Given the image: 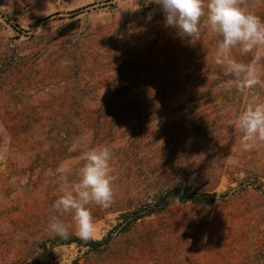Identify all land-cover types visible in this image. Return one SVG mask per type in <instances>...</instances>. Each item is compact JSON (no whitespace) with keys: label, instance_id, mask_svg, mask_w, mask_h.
Returning a JSON list of instances; mask_svg holds the SVG:
<instances>
[{"label":"rangeland","instance_id":"rangeland-1","mask_svg":"<svg viewBox=\"0 0 264 264\" xmlns=\"http://www.w3.org/2000/svg\"><path fill=\"white\" fill-rule=\"evenodd\" d=\"M248 4L264 19V0ZM164 19L144 0H0V264H264V145L241 151L227 123L251 94L229 90L206 24L192 41ZM105 144L114 202L90 207L94 240L112 234L110 245L54 247L76 235H49L60 195L49 173L64 164L75 179ZM178 178L213 204L175 199L117 229Z\"/></svg>","mask_w":264,"mask_h":264},{"label":"clouds","instance_id":"clouds-1","mask_svg":"<svg viewBox=\"0 0 264 264\" xmlns=\"http://www.w3.org/2000/svg\"><path fill=\"white\" fill-rule=\"evenodd\" d=\"M150 4L159 6L165 27L176 29L181 38L196 40L202 24L217 37L214 63L231 76L229 90L234 87L241 94H251L250 101L234 120L227 122L228 126L239 135L241 151L264 145V97L254 92L264 89V19L250 10L248 0H144V6ZM234 52L251 58L238 59ZM5 155L6 150H0V159ZM112 160V147L100 145L84 152L75 179L64 164L49 173L60 191L49 209V235L68 239L74 231L83 241L95 238L96 221L90 206L107 209L114 202ZM65 216L71 218V223L63 219Z\"/></svg>","mask_w":264,"mask_h":264},{"label":"trees","instance_id":"trees-1","mask_svg":"<svg viewBox=\"0 0 264 264\" xmlns=\"http://www.w3.org/2000/svg\"><path fill=\"white\" fill-rule=\"evenodd\" d=\"M227 76V82L231 81V76ZM219 87L220 85L218 80L210 81L208 83V94H210L212 90L218 89ZM156 191L157 192L153 191L154 194L152 193V203H145L134 211L122 213L117 229H122L124 232L130 231L135 224L144 217L160 214L165 211L172 200L175 199L183 203L192 202L200 205H211L214 202L213 197L206 196L198 190H195L188 184V182L182 180L181 178L168 181L162 186V188H157ZM111 237L112 234L102 240L91 239L83 241L77 236H72L65 241L57 239V244H54L53 246L55 247L59 244H76L83 248H89L93 252L103 253L108 249ZM36 264H38V262H36Z\"/></svg>","mask_w":264,"mask_h":264}]
</instances>
